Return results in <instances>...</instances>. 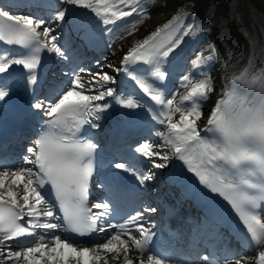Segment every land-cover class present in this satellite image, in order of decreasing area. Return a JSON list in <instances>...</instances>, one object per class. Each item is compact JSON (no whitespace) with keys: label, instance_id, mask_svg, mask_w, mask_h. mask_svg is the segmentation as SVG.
<instances>
[{"label":"snow or ice","instance_id":"obj_1","mask_svg":"<svg viewBox=\"0 0 264 264\" xmlns=\"http://www.w3.org/2000/svg\"><path fill=\"white\" fill-rule=\"evenodd\" d=\"M56 3L88 10L75 15L72 23L77 32L83 31V38L89 43L93 37L88 13L100 19L110 34L115 29L108 25H116L134 14L140 20L145 18L143 0H56ZM69 11L58 10L47 21L0 9V41L23 50L22 58L0 53V108L7 104L12 92L9 81L13 66H21L26 83L35 85L42 52L56 54L65 61L70 59V50L54 26H63ZM189 11L195 15L192 9ZM130 26L134 31L135 23ZM192 27L188 25L189 29ZM199 28L206 34L211 32L203 25ZM166 29L169 23L129 48L119 67L108 65L135 81L158 107L145 105L131 94L123 96L110 87L117 83V76L104 71L99 60L96 71L80 68L65 72L64 75L70 76L66 86L53 84L47 96L31 103L30 107L42 118L41 131L33 145L27 147L28 155L23 157L18 169L0 171V189H4L0 192V264H21V261L23 264H109V260L134 264L129 255L132 247L140 253L135 258L139 264H145V256L147 264H170V257L156 251L157 245L152 243L155 233L143 223L145 214L155 212L156 208L138 210L122 223L111 221L121 203L154 178L151 169L165 168L172 159L182 161L187 171L199 178V183L210 190L207 195L219 193L227 200L246 226L249 243L264 247V219H261L264 216V74L236 77L234 83L239 87L225 93L226 98L214 104L207 126L199 129L197 121L204 115L202 105L215 88L210 76L199 73L203 78L182 96L181 105L173 107L174 98H167L164 91L169 76L164 66L185 38H195V33L178 28L161 39V32ZM108 47H113V42ZM208 48L215 51L212 43ZM212 61V55L201 59V53H197L194 74L200 65ZM185 82L191 83L189 75L182 76L181 85ZM114 105L144 109L151 121L166 125L167 134L156 133L162 144L145 141L136 147L135 153L143 160L121 157L122 162L109 161L106 171L100 173L95 163L99 145L86 133L88 129H98V121L106 118ZM174 113H180L177 122H172ZM144 161L151 165L146 171L141 168ZM125 173L135 177L138 185H129ZM97 175L102 179L93 183ZM12 185L17 188L22 185L23 191H14ZM46 186L54 193L56 204L44 194ZM93 186L103 189L106 198L89 206ZM57 206L62 216L57 214ZM209 210L218 216L211 206ZM25 217L27 221L21 223ZM57 230L80 236L96 233L100 239L93 248H79L76 241L62 237ZM133 231L139 234V239ZM21 238L31 239L23 243ZM46 239L52 243H45ZM14 241L18 243L14 245ZM16 246L21 250H13ZM248 259L234 256L221 264H247ZM256 264H264V250L258 252Z\"/></svg>","mask_w":264,"mask_h":264},{"label":"bare ground","instance_id":"obj_2","mask_svg":"<svg viewBox=\"0 0 264 264\" xmlns=\"http://www.w3.org/2000/svg\"><path fill=\"white\" fill-rule=\"evenodd\" d=\"M143 4L145 5L146 24L140 29L131 30L132 35L120 34L123 37L122 41L117 36L119 30L117 31L116 25L123 24L130 17L117 21L116 25L109 27L114 28L115 31L107 37L108 42L114 41L115 45L114 49L107 53L106 62L119 67L129 48L134 47L157 28H162L165 23H169L170 28L177 19H184L185 24L182 30H188L190 33L194 32L201 38L200 41L205 36L199 26L203 25L210 28L211 36L205 40L215 46L216 65L218 66L217 73L214 74L216 90L211 99V104L205 108L204 116L197 121L199 129L207 126V117L214 104L220 99H225V93H230L233 88L239 87L238 83H234L236 77L247 78L250 75L264 74V0H143ZM66 9L77 8L66 5ZM189 9L194 11V16ZM209 9H211V12L208 17H205V13ZM81 11L83 13L88 12L85 9L78 10V12ZM190 24L193 25L191 29L188 28ZM167 30L162 31L161 35ZM56 31L58 32L57 27ZM114 33L117 35H113ZM185 42L186 45L191 44L192 38L186 37ZM196 50L197 46L193 45L187 53L190 55ZM178 51L179 49L176 50L174 56L178 54ZM228 52L232 54L230 59L226 58ZM102 65H104V71L110 75L116 74L113 68L110 69L106 64ZM89 68L93 71L98 70L96 65H91ZM179 119L180 117L173 118L172 122H177ZM165 134H167V129ZM158 141V144L163 143L162 138L159 136ZM162 150L167 151L168 149ZM159 169L161 168H155L154 171L158 173ZM11 187L14 191H23L22 185L19 188L15 185ZM148 219L151 220L152 217H148ZM133 235L137 236V233L133 231ZM51 243L52 241H50ZM129 255L134 259V264H139V260L135 258L140 255L134 247L130 249ZM122 257L123 252L121 253V259ZM21 264H23V261H21ZM109 264H121V260H109ZM145 264H147L146 259ZM191 264L195 263L192 261ZM247 264H256V257L248 259Z\"/></svg>","mask_w":264,"mask_h":264},{"label":"rangeland","instance_id":"obj_3","mask_svg":"<svg viewBox=\"0 0 264 264\" xmlns=\"http://www.w3.org/2000/svg\"><path fill=\"white\" fill-rule=\"evenodd\" d=\"M139 23H140V24L138 25L137 29H140L141 27H143V26L146 24L145 21H144V22L140 21ZM211 78H212V80L210 81V83H211V85L214 86V88H215V80H214V77L212 76ZM193 85H194V84H190L191 87H192ZM215 90H216V88H215ZM214 92H215V91H214ZM214 92H211L212 95L209 94L211 97L208 99V101H206V103L203 104V106H202V111H203V113L205 112L204 110H205L206 106H208V105L211 104V99H212L213 96H214ZM203 116H204V115H203Z\"/></svg>","mask_w":264,"mask_h":264}]
</instances>
